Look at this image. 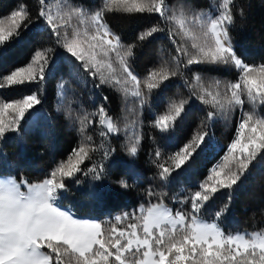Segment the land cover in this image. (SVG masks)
Returning a JSON list of instances; mask_svg holds the SVG:
<instances>
[{
  "label": "snow or ice",
  "instance_id": "6c2138e0",
  "mask_svg": "<svg viewBox=\"0 0 264 264\" xmlns=\"http://www.w3.org/2000/svg\"><path fill=\"white\" fill-rule=\"evenodd\" d=\"M233 2L222 0L215 15L198 12L189 16L181 12L177 18L176 12L169 15L167 0H103L102 7L93 13L72 6L67 0L53 12L46 0H36L34 17L27 6L21 4L0 18V56L7 53L9 45L20 43L23 32L33 23L37 30L43 25L52 40V44L35 50L25 65L0 76V90L37 85L20 98L6 100L0 97V146L15 138L9 133H20L22 124L27 123L26 116L34 115L32 110L42 103L40 95L48 76L54 75L65 64L86 73L85 82L94 88L107 85L122 93L125 100L136 98L141 106L148 99L143 89L150 95L170 78L183 76L181 68L206 63L232 65L237 70L236 82L212 81L207 87L197 75L195 91L185 80L190 95L215 111L206 112L201 124L204 131L195 133L175 152L164 157L163 162L157 146L154 163L158 169L157 177L164 184L174 182L173 173L180 174L200 151L211 146L206 139L209 136L207 128L217 114L241 108L235 137L226 149L224 163L211 167L190 195L172 197L181 205L190 204V211L178 209L173 213L162 202L165 194L149 189L147 196H158L161 202L146 209L141 205L138 210L118 215L114 217V223L105 225L77 217L72 208L62 207L69 191L65 181L80 185L81 176L86 177L87 182L78 189L79 194L88 199L97 198L95 182L104 178L107 161L114 154L115 150L107 146V142L120 129L105 106L108 97L103 96V103L91 112H85L79 120L81 142L42 181L29 182L23 177L18 181L0 173V264H264V230L226 233L220 227L219 221L227 212L228 203L214 212L212 221L201 219V214L208 213L219 199L216 194L222 190L228 191L230 203L235 186L257 156L264 153V116L255 111H243V97H247L254 109L264 105V64L249 65L237 55L229 35ZM106 11L156 14L165 23L176 21L180 32L171 28L166 32L169 41L176 45L175 67L165 61L149 70L143 80L139 78L131 64L137 44L122 42L121 36L104 21ZM74 20L77 23L74 24ZM164 32V27L155 24L141 32L137 40L142 46L144 41ZM177 35L191 41V50L177 45ZM66 83L62 79L57 84L60 101L64 99ZM190 102L185 99L170 101L164 114L154 118L153 126L162 134L175 131ZM9 112L11 118L6 120ZM94 124L100 129L99 142L87 134V128ZM138 144L139 138H136L127 148L133 157L137 154ZM3 157L0 148V158ZM86 161L89 162L87 166ZM118 183L127 187L124 180ZM126 221V226L120 227Z\"/></svg>",
  "mask_w": 264,
  "mask_h": 264
},
{
  "label": "trees",
  "instance_id": "16d2710c",
  "mask_svg": "<svg viewBox=\"0 0 264 264\" xmlns=\"http://www.w3.org/2000/svg\"><path fill=\"white\" fill-rule=\"evenodd\" d=\"M219 1L221 0H167V4L170 9L169 15L176 12L179 18L181 12L190 16L198 12L213 11L220 4ZM46 3L54 10L57 4L62 6L64 0H46ZM67 3L95 12L102 7L103 0H67ZM21 4L27 6L33 17L36 15V0H0V18L6 17ZM231 11L233 23L229 26V35L237 55L249 65L264 64V0H234ZM104 21L113 32L121 36L123 43L137 44L131 64L133 72L142 80L149 70L159 67L165 61L170 67H175L173 57L177 54L176 45L169 41L166 32L169 28L180 32L176 21L170 20L165 23L156 14H129L121 11H106ZM155 24L164 27L165 32L155 34L141 46V42L137 40L138 35ZM176 41L177 45H183L191 50V41L186 37L177 35ZM50 44L52 40L49 39V33L44 26L41 25L37 30L33 23L29 30L23 32L21 42L9 45L7 53L0 56V76L25 65L35 50ZM181 71L183 76L170 78L159 90H154L150 95L147 94V89H143L148 99L141 106L136 98L129 97L125 100L122 93L107 85L94 88L91 83L85 82L86 73L81 71L84 77L76 69L65 64L54 75L48 76L40 95L42 103L32 110L34 115L30 118L26 116L27 123L22 124L20 133L18 135L9 133V136L15 138L7 140L0 146L4 154V157L0 158V173L15 177L18 181L21 177L29 182L42 181L46 174L59 162L66 160L81 142L78 129L79 120L83 118L84 113L97 108L103 103V96H107L105 106L120 131L112 135L107 142V146L115 151L107 161L104 178L95 182L98 185V196L95 199H88L79 194L78 189L87 182L86 177H80V185L66 180L69 191L65 195L62 207L72 208L76 216L107 225L110 222L114 223V217L131 213L134 209L138 210L141 205L146 209L151 204L161 202L158 196H147V191L151 189L165 194L162 202L171 207L173 212L178 209L190 211V204L181 205L172 197L175 195L183 198L190 195L196 190L198 183L206 178L211 167L217 163H224L223 157L237 126L241 108L237 107L226 114H217L211 126L207 128L209 136L206 139L211 142V146L200 151L190 165H185L180 174L173 173L174 182L162 183L157 177L155 155L148 154L147 138L150 135L148 129L153 133L155 151L159 146L162 152L163 162L164 157L175 152L195 133L204 131L205 128L201 124L205 121L206 112L215 111L190 95L185 80L195 91L198 87L195 83L197 75L205 87L212 81L226 84L236 82L238 79V72L232 65L201 63L181 68ZM62 79L67 83L63 89L64 99L60 101L57 84ZM36 87L37 85H28L23 88L0 90V97L13 100L29 94ZM180 99L191 101L186 106V114L182 121L177 123L175 131L162 134L153 126L154 118L158 114H164L170 101ZM244 100L243 111H255L264 116V105L254 109L247 101V97H244ZM11 115L9 112L6 120L10 119ZM99 131L95 124L87 128V134L92 135L97 142L100 140ZM136 138H139L138 151L133 157L127 148ZM88 164L86 161L85 166ZM120 180L126 181L127 187H122L118 183ZM216 195L219 199H216L208 213L201 214V219L212 221L214 212L228 203V210L219 221L220 227L226 233L264 230V153L257 156L245 176L235 186L230 203L227 190H222ZM126 223L127 221L120 227L126 226Z\"/></svg>",
  "mask_w": 264,
  "mask_h": 264
},
{
  "label": "rangeland",
  "instance_id": "374dc122",
  "mask_svg": "<svg viewBox=\"0 0 264 264\" xmlns=\"http://www.w3.org/2000/svg\"><path fill=\"white\" fill-rule=\"evenodd\" d=\"M220 3L222 2V0L221 1H219ZM60 4H57V7L54 9V10H52L53 12H55L56 10H57V8L58 7H60L59 6ZM218 6H219V4H218ZM218 6H216V8L213 10V11H208V12H206V13H210V14H212V15H215L216 13H217V11H218ZM86 10V9H85ZM87 12H89V13H93L92 11H88V10H86ZM73 23L75 24V23H77L75 20L73 21ZM5 27H7V24L5 25ZM71 32V29H69V33ZM79 74L80 75H82V76H84V74L82 73V72H79ZM85 77V76H84ZM243 99H244V97H243ZM260 106H262V105H258V106H256V107H260ZM8 118V114H6V116H5V119H7ZM239 120H240V117H239V119H238V122H237V126H238V123H239ZM237 126H236V128H235V131H234V134H233V136H232V139L235 137V133H236V130H237ZM150 132V135H149V137L147 138V147H149V150H148V154L149 155H153L154 153H155V146H154V137H153V133H152V131L150 130V129H148V133ZM231 139V140H232ZM229 145V144H228ZM219 149H221V146H219ZM227 149V148H226ZM225 154H226V152H225ZM166 206V205H165ZM167 208H169V209H171V210H173L171 207H168V206H166ZM174 213V212H173ZM77 217H79V216H77ZM83 218V217H82ZM248 233H250V232H248Z\"/></svg>",
  "mask_w": 264,
  "mask_h": 264
}]
</instances>
